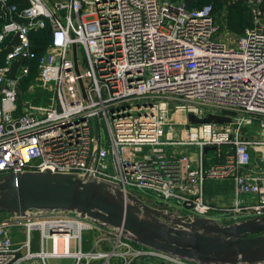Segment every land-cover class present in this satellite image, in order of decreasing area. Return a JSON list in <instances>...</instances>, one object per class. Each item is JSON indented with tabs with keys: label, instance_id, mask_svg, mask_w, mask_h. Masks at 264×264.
<instances>
[{
	"label": "built area",
	"instance_id": "obj_1",
	"mask_svg": "<svg viewBox=\"0 0 264 264\" xmlns=\"http://www.w3.org/2000/svg\"><path fill=\"white\" fill-rule=\"evenodd\" d=\"M236 1L250 22L226 44L218 39L209 4L0 0V177L91 173L183 216L227 224L264 217V177L246 172L251 149L264 154V138L244 132H264V0ZM39 33L44 39L36 44ZM31 72L50 100L19 111L21 84ZM189 115L210 121L193 123ZM208 180L233 182L232 206L219 209L205 200ZM6 214L0 219V264L36 257L72 258L73 264H194L73 216ZM16 228L25 229L22 243L13 242ZM34 231L41 237L38 254L30 252ZM88 231L93 247L84 254Z\"/></svg>",
	"mask_w": 264,
	"mask_h": 264
},
{
	"label": "water",
	"instance_id": "obj_2",
	"mask_svg": "<svg viewBox=\"0 0 264 264\" xmlns=\"http://www.w3.org/2000/svg\"><path fill=\"white\" fill-rule=\"evenodd\" d=\"M189 119L199 124L210 121L192 115ZM1 213L23 218L73 216L194 264L264 263V217L227 224L183 216L147 205L136 195L124 193L118 185L91 173L45 170L4 175L0 177Z\"/></svg>",
	"mask_w": 264,
	"mask_h": 264
},
{
	"label": "rangeland",
	"instance_id": "obj_3",
	"mask_svg": "<svg viewBox=\"0 0 264 264\" xmlns=\"http://www.w3.org/2000/svg\"><path fill=\"white\" fill-rule=\"evenodd\" d=\"M218 1L221 2L220 4L221 6L215 9V14L217 17V25L219 26V32L217 36L218 39L223 41L224 43L232 44L236 35L239 32H241L245 24H247V22L244 23V18H248L247 16L248 12L244 7V5L241 2H237L236 0H218ZM214 2L215 0H202V2L198 3L197 5L211 4L212 6H214ZM237 4H240L243 7V12L241 13V15H239L238 12L230 11L231 8ZM230 20L234 21V25H231L229 23ZM37 37L38 39L39 38L44 39V35L42 33H39ZM49 100H50V93L46 91V89H44L39 83H37L36 74L34 72H31L30 75L21 84L20 94L17 98V109L21 111L23 107L29 105L46 106L49 103ZM177 117L180 118L181 115H178ZM216 118L219 119V117ZM223 120L224 119L222 118L220 121L223 122ZM218 181H223V180H218ZM3 214H4L3 216L7 215L6 213ZM45 219L46 218H44L43 220ZM15 230H13L14 244L22 243L25 240V234H24L25 229L16 228ZM34 233L35 231L32 233L33 240L34 237H36V233L35 234ZM47 244H49V241L47 242ZM73 263L74 262H71L68 259H60V258H50L47 260V264H73Z\"/></svg>",
	"mask_w": 264,
	"mask_h": 264
},
{
	"label": "crops",
	"instance_id": "obj_4",
	"mask_svg": "<svg viewBox=\"0 0 264 264\" xmlns=\"http://www.w3.org/2000/svg\"><path fill=\"white\" fill-rule=\"evenodd\" d=\"M247 16H249L247 14ZM244 22L248 25L249 19L244 18ZM245 135L246 138L249 139H262L264 137L263 133H257L255 132V127H250L245 129ZM247 173H250L252 175H259L264 177V154L262 152H259L258 150L252 148L251 149V163L249 168L246 170ZM204 198L205 200L212 206L222 209V208H228L232 206L235 200V188L234 184L231 180H208L205 182L204 187ZM36 237H34V240L32 239L31 235V243H30V252L34 254H38L42 251L41 249V237L40 233L38 231L35 232ZM34 233V234H35ZM37 238V239H36ZM93 239H94V233L92 232H84L82 235V245H81V252L86 254L92 250L93 247ZM101 248L106 249L107 246L103 245ZM76 244L75 242L70 243V251L76 252ZM46 252H50V246L49 244H46L45 247ZM21 254L24 256L26 255V251H22ZM50 258H45L42 260L40 257H36L33 259H23L21 264H47V260ZM71 262H74V259L68 258ZM87 260H83L82 262H85ZM88 262H96L95 260H91Z\"/></svg>",
	"mask_w": 264,
	"mask_h": 264
},
{
	"label": "trees",
	"instance_id": "obj_5",
	"mask_svg": "<svg viewBox=\"0 0 264 264\" xmlns=\"http://www.w3.org/2000/svg\"><path fill=\"white\" fill-rule=\"evenodd\" d=\"M184 1V3H185V5L186 6H188V7H190V8H200L201 6H203L204 4H200V5H197L198 3H201L202 2V0H183ZM221 4V2L220 1H218V0H215V2H214V6H212L211 4H209V5H211L212 6V8H213V11L215 12V9H217L219 6H221L220 5ZM240 4H237V5H235V6H233L232 8H231V10L230 11H235V12H238L239 13V15H241V13L243 12V7L240 5ZM197 6V7H196ZM240 22V21H239ZM229 23L231 24V25H234V21H229ZM245 23V22H244ZM35 40L36 41H34L36 44H38L39 43V41H38V37L37 36H35ZM38 52H42L43 51V47L42 48H38V50H37ZM3 213H1L0 214V219L3 217Z\"/></svg>",
	"mask_w": 264,
	"mask_h": 264
},
{
	"label": "bare ground",
	"instance_id": "obj_6",
	"mask_svg": "<svg viewBox=\"0 0 264 264\" xmlns=\"http://www.w3.org/2000/svg\"><path fill=\"white\" fill-rule=\"evenodd\" d=\"M77 229H79V228H77ZM58 243H61V241H60V240H58Z\"/></svg>",
	"mask_w": 264,
	"mask_h": 264
}]
</instances>
